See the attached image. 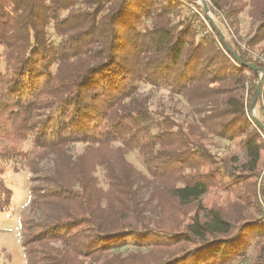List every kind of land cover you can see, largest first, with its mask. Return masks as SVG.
<instances>
[{
    "label": "trees",
    "instance_id": "1",
    "mask_svg": "<svg viewBox=\"0 0 264 264\" xmlns=\"http://www.w3.org/2000/svg\"><path fill=\"white\" fill-rule=\"evenodd\" d=\"M210 1L214 9L204 11L191 0H0V160L26 157L33 174L30 212L19 220L25 264H233L255 238L264 258V219L233 232L230 216L255 199L264 160V117L250 110L258 72L247 66L264 75L252 57L264 38V0L249 2L256 28L243 46L211 18L236 20L242 0ZM141 82L209 113L176 122L151 110ZM263 106L264 89L255 108ZM205 127L236 142L244 161L212 154ZM29 136L32 149L23 152ZM76 144L84 148L73 156ZM129 151L145 173L126 161ZM49 155L54 168H39ZM3 172L7 214L12 190ZM152 202L155 221L145 215ZM128 245L142 250L115 252Z\"/></svg>",
    "mask_w": 264,
    "mask_h": 264
},
{
    "label": "rangeland",
    "instance_id": "2",
    "mask_svg": "<svg viewBox=\"0 0 264 264\" xmlns=\"http://www.w3.org/2000/svg\"><path fill=\"white\" fill-rule=\"evenodd\" d=\"M197 2L199 5L202 4L203 7L205 6L206 8L210 7L214 9L210 0H202V2ZM249 2L250 0H242V6L244 5L242 7L243 9L234 21L233 19L224 20V18H222L218 12L211 15L212 21L221 30L223 35L228 39L231 38L232 40H235L241 46L244 45L246 40L252 39L256 28L255 21L252 20V18H250L248 15L250 9ZM197 10V7H192V11L201 15ZM188 11L189 7L186 6V8L181 11V14L185 15L188 13ZM203 21L206 23L205 20ZM46 32L49 41L53 44H57L62 39V37L54 30L52 24L46 28ZM263 51L264 38L260 39L258 43L254 44L252 49V57L257 58L262 62V59L264 58V53H262ZM4 64V51L3 48H0V71H3ZM257 77L259 79L264 78V75L263 73L258 72ZM263 89L264 81H262L261 84L260 94ZM137 92L140 95L149 98L151 110L162 111L171 116L176 122H199L200 118H204L209 113L208 105H204L203 103L200 105L189 104L185 98H183L180 94L171 92L167 86L156 87L148 83L141 82L137 85ZM246 98L247 96L245 95V100ZM255 109L257 108L254 107V115L257 117H264V106L262 111ZM204 129L206 131V135L209 138V141L206 142V146L210 149L212 154H215L219 158L236 155L238 156L239 161H244V156L236 142L234 143L224 140L214 132L210 131L208 128L205 127ZM83 148L84 147L82 145L76 144L69 150L74 156L80 154L83 151ZM31 149L32 138L29 136L27 140L21 144V150L23 152H29ZM125 158L126 161L131 163L138 171L145 173L144 167L136 151H129L125 155ZM27 159L28 158L25 157L13 158L8 161L0 160V166L4 170L3 179L7 186L12 190L9 212L7 214H0V264H25L24 250L21 246L22 232L19 220L22 215L30 212V187L33 183L31 181L33 174L29 170L28 164L26 162ZM53 160L54 156L49 155L48 157L42 158V160L38 163V166L43 170L53 169ZM95 176L99 179L100 186L105 189L106 186L102 178V169L99 166L96 167ZM254 180L256 185L255 199H250L248 201L245 200V197H242L246 201V204L245 207H243V210L239 213L241 214V217H239V214L235 217V214L230 212V216L232 215V221L236 220L234 221L233 232L238 229L239 225L244 220L264 219V200L261 194V188L264 187V160L259 173ZM35 183L36 182L34 181V184ZM140 196L143 197L144 201H146L148 198L147 191L142 189L140 191ZM154 204L155 203L152 202L147 206L148 209L147 212H145V215L150 217L151 220L155 221L158 219V215L154 212ZM34 212L37 217H42L39 212L35 210ZM260 241V238L251 240L249 246L245 250V253L233 264H264V258L260 259V253L258 251ZM141 250L142 249L133 245H128L116 250L115 252L121 253L122 256H127L130 255L129 253L135 254Z\"/></svg>",
    "mask_w": 264,
    "mask_h": 264
},
{
    "label": "water",
    "instance_id": "3",
    "mask_svg": "<svg viewBox=\"0 0 264 264\" xmlns=\"http://www.w3.org/2000/svg\"><path fill=\"white\" fill-rule=\"evenodd\" d=\"M191 1H198V0H191ZM203 8H204V11L207 10V8L205 6ZM247 66L249 68L255 70L256 72L263 73L261 69L255 68L252 64H248ZM262 81H263V78H260L259 81H258V83H257V86L255 88V91H254V94H253V97H252V101H251V105H250V110H253L254 107H255V105H256V101H257V99L259 97V94H260V88H261Z\"/></svg>",
    "mask_w": 264,
    "mask_h": 264
},
{
    "label": "built area",
    "instance_id": "4",
    "mask_svg": "<svg viewBox=\"0 0 264 264\" xmlns=\"http://www.w3.org/2000/svg\"><path fill=\"white\" fill-rule=\"evenodd\" d=\"M262 62L264 63V58L262 59Z\"/></svg>",
    "mask_w": 264,
    "mask_h": 264
}]
</instances>
